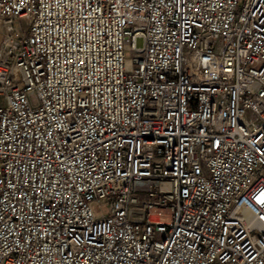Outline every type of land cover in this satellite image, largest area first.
<instances>
[{"label":"built area","instance_id":"2783aa9c","mask_svg":"<svg viewBox=\"0 0 264 264\" xmlns=\"http://www.w3.org/2000/svg\"><path fill=\"white\" fill-rule=\"evenodd\" d=\"M0 264H264V0H0Z\"/></svg>","mask_w":264,"mask_h":264},{"label":"rangeland","instance_id":"374dc122","mask_svg":"<svg viewBox=\"0 0 264 264\" xmlns=\"http://www.w3.org/2000/svg\"><path fill=\"white\" fill-rule=\"evenodd\" d=\"M136 45L138 47H142L144 45V38L142 36L137 37ZM127 55H130L129 52H127Z\"/></svg>","mask_w":264,"mask_h":264}]
</instances>
